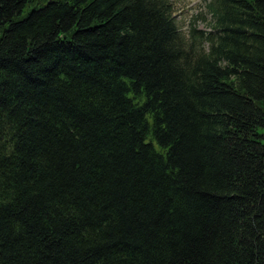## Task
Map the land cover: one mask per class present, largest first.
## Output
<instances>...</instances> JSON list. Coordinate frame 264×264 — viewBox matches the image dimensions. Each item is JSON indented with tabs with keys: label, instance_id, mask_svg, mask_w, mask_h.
Wrapping results in <instances>:
<instances>
[{
	"label": "trees",
	"instance_id": "16d2710c",
	"mask_svg": "<svg viewBox=\"0 0 264 264\" xmlns=\"http://www.w3.org/2000/svg\"><path fill=\"white\" fill-rule=\"evenodd\" d=\"M41 1L0 0V264H264V0Z\"/></svg>",
	"mask_w": 264,
	"mask_h": 264
},
{
	"label": "rangeland",
	"instance_id": "374dc122",
	"mask_svg": "<svg viewBox=\"0 0 264 264\" xmlns=\"http://www.w3.org/2000/svg\"><path fill=\"white\" fill-rule=\"evenodd\" d=\"M46 0H42L44 3ZM173 3L175 20L179 27L185 32V29L189 27L191 23H195L199 28H207V22H209L210 16L206 15V20L200 18L196 19L195 16L203 12L204 7H202V0H170ZM28 9L25 10L27 12Z\"/></svg>",
	"mask_w": 264,
	"mask_h": 264
}]
</instances>
